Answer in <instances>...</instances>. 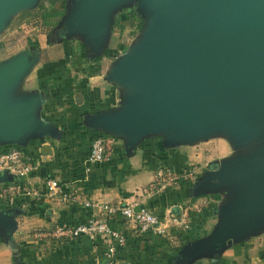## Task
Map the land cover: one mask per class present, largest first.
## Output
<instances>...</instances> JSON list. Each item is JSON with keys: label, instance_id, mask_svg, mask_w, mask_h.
Instances as JSON below:
<instances>
[{"label": "water", "instance_id": "95a60500", "mask_svg": "<svg viewBox=\"0 0 264 264\" xmlns=\"http://www.w3.org/2000/svg\"><path fill=\"white\" fill-rule=\"evenodd\" d=\"M30 0H0L3 16ZM119 0H77L68 32L87 30L92 41L105 12ZM156 10L152 29L140 48L114 71L135 87L131 107L106 117L105 129L128 134L135 142L158 131L179 140L225 129L242 143L264 130V0H147ZM30 63L17 58L0 67V139L20 141L43 126L32 113L36 97L7 101L8 92ZM126 134V135H127ZM211 188L240 190L233 213L226 215L197 252L217 248L258 222L264 224V145L258 154L210 167ZM4 173H0V178ZM193 250V248H192ZM195 250V249H194ZM193 250L192 256L196 255Z\"/></svg>", "mask_w": 264, "mask_h": 264}, {"label": "rangeland", "instance_id": "374dc122", "mask_svg": "<svg viewBox=\"0 0 264 264\" xmlns=\"http://www.w3.org/2000/svg\"><path fill=\"white\" fill-rule=\"evenodd\" d=\"M76 2L77 0H30L27 4L7 12L0 21V67L17 58H25L30 63L26 71L30 68L33 71H51L48 75L41 72L42 84L51 83L56 76L53 71L61 69L63 73L59 75L57 86L62 88L63 85L65 89L72 84L74 87L80 86V83L89 85L93 90L85 91L81 88L67 94V89L63 91V95L68 96L63 100V120H68V128L88 130V142L94 137L104 139L110 150L109 160H112L115 145L121 144L133 152L141 138L131 142L127 133L126 135L123 132L111 131L102 126L106 117L118 116L130 108L133 94L137 92L135 87L119 82L114 76V71L143 44L146 34L154 24L156 10L147 0H119L105 12L102 31L92 41L87 30L68 32L66 23L73 14ZM52 76L53 78H47ZM78 96L83 98L85 103L90 102L89 107L95 110L85 109L86 111L81 112L79 109L81 114L76 116L77 105H81H76L74 101ZM47 97H50L49 92H41L36 99ZM6 98L11 103V98ZM152 134H158V140H164L166 147H173L174 150L184 146L185 150L191 149L192 154L189 156L188 166L180 170H174L167 164L156 167L152 178L158 169L164 167L172 170L178 180L164 189L154 188L151 180L141 188L142 196L151 198L184 185L188 189V195H193L196 199L193 203L184 205L172 203V207L178 208L177 215L172 214L171 206L168 207V215L163 216L161 212L158 214L151 211L165 228L159 250L166 254L171 264H246L247 259L244 256L238 257L239 259L234 256V259H231L228 258L229 254H224L230 249L240 252L246 247L253 233L264 228L262 222H258L253 229L235 236L230 245L224 243L199 253H196L194 246L207 242L216 233L226 215L233 213L234 201L238 199V204L240 201L238 188L226 185L210 187L209 178L214 173L210 167L214 164L222 167L235 158L258 154L264 145V130L237 144L223 128L209 130L203 136L185 140H179L169 131ZM198 214H202L206 225L210 226L207 234L202 239H198L197 233L181 238L179 232L188 233L191 224L201 223ZM169 230L171 232H168ZM192 248L195 249L196 255L188 257L192 256ZM241 257H244L245 261Z\"/></svg>", "mask_w": 264, "mask_h": 264}, {"label": "crops", "instance_id": "0c3cea01", "mask_svg": "<svg viewBox=\"0 0 264 264\" xmlns=\"http://www.w3.org/2000/svg\"><path fill=\"white\" fill-rule=\"evenodd\" d=\"M31 69L23 74L7 96L11 98V103H15L38 97L41 92H49L50 97L39 99L32 113L33 119L43 126V130L39 134L24 135L20 141H0V149L19 150L33 160L35 166L26 177L19 179L3 172L5 178H0V188L19 181L35 188L38 197H16L12 207L0 199V264H171L166 254L159 250L164 236L140 238L127 224L114 217L107 218L108 225L124 235L126 247L120 249L111 262L104 257L107 242L103 238L92 241L80 237L74 243L56 246L31 237L32 232L46 229L56 221L75 225L85 222L91 216L97 217L95 210L81 205L82 201L91 205L137 202L164 216L169 214L168 207H172V203L184 205L196 200L193 195H188L184 185L151 198L142 196L141 188L151 182L156 167L167 164L174 170H180L188 166L192 154V150H185L184 146L174 150L173 147H166L164 140H158V134L141 136L133 152L121 144L115 145L112 160L88 164L86 154L90 143L87 140L89 132L84 128H68V120H63L62 106L64 98L68 97L63 95L66 89L65 94L81 88L85 91L92 88L85 83L76 87L72 84L65 89L63 85L62 88L57 86L59 75L63 73L61 69L53 71L57 77L54 76L51 83L42 84L41 72L48 75L51 71ZM74 101L76 105L81 104L77 105L79 115L76 116L89 109L95 110L89 107L90 102L85 103L79 96ZM45 178L53 179L68 194L69 199L60 202L57 197H47L41 184ZM171 212L175 215L179 213L177 207H172ZM202 217V214H198L201 223L197 225L193 220L194 224L190 225L188 233L179 232L180 237L197 233L198 239H202L210 227ZM227 254L231 259L234 256H237L235 259L246 257L247 261L241 257L246 264H264V228L255 231L240 252L230 249L224 255Z\"/></svg>", "mask_w": 264, "mask_h": 264}, {"label": "built area", "instance_id": "2783aa9c", "mask_svg": "<svg viewBox=\"0 0 264 264\" xmlns=\"http://www.w3.org/2000/svg\"><path fill=\"white\" fill-rule=\"evenodd\" d=\"M109 158L110 150L104 139L92 138L88 146L86 162L88 164H101L107 162ZM34 166L35 162L24 156L19 150L7 149L0 153V173L13 174L17 179L24 178L34 169ZM177 180L178 176L172 170L163 167L155 172L151 184L154 188L164 189L174 185ZM41 184L47 197H57L60 202L69 199L68 194L53 179L45 178ZM16 197L36 198L38 192L35 188L28 187L19 181L5 184L0 188V199L8 207L14 205ZM81 205L92 211L95 210L97 217L91 216L85 222L75 225L56 221L46 229L32 232L31 237L56 246L74 243L80 237L92 241L103 238L107 242L104 257L110 262L120 249L126 247V239L121 232L108 225L107 218L114 217L119 222L127 224L132 232L140 238L148 239L165 235V228L159 223L155 214L140 203L91 205L82 201Z\"/></svg>", "mask_w": 264, "mask_h": 264}, {"label": "trees", "instance_id": "16d2710c", "mask_svg": "<svg viewBox=\"0 0 264 264\" xmlns=\"http://www.w3.org/2000/svg\"><path fill=\"white\" fill-rule=\"evenodd\" d=\"M4 151H6V150H0V153H2V152H4Z\"/></svg>", "mask_w": 264, "mask_h": 264}]
</instances>
